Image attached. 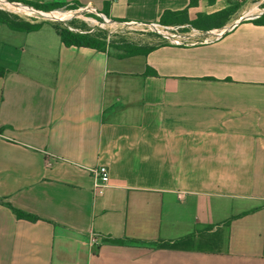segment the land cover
<instances>
[{"label": "crops", "instance_id": "crops-1", "mask_svg": "<svg viewBox=\"0 0 264 264\" xmlns=\"http://www.w3.org/2000/svg\"><path fill=\"white\" fill-rule=\"evenodd\" d=\"M7 1L186 38L123 56L0 22V264H264V24L196 37L264 0Z\"/></svg>", "mask_w": 264, "mask_h": 264}, {"label": "rangeland", "instance_id": "rangeland-1", "mask_svg": "<svg viewBox=\"0 0 264 264\" xmlns=\"http://www.w3.org/2000/svg\"><path fill=\"white\" fill-rule=\"evenodd\" d=\"M257 1L259 0H254V2ZM0 7L3 9L1 10L2 13L12 17V19L18 18L32 24L55 23L73 33L93 36L100 45H106V50H111L117 55L148 52L152 48L168 43L170 40L167 37L174 32L159 24L150 25L137 22L110 24L97 16L74 13L78 8L72 7L45 11L60 15L59 18L52 20L19 13L16 8H7L2 3H0ZM262 10H264V4L260 11L262 12ZM63 14L69 16L63 18Z\"/></svg>", "mask_w": 264, "mask_h": 264}, {"label": "built area", "instance_id": "built-area-1", "mask_svg": "<svg viewBox=\"0 0 264 264\" xmlns=\"http://www.w3.org/2000/svg\"><path fill=\"white\" fill-rule=\"evenodd\" d=\"M8 3L13 6V8H16V11L19 13H26L28 15H34L36 17H43L45 19H48L43 16V13H47L43 10L37 9L33 6L27 5L25 3L19 2V1H7V0H0V3ZM1 8V7H0ZM8 8V7H7ZM22 8H27L28 10H31V12H21ZM1 10H3L1 8ZM35 12V13H34ZM48 13H53V12H48ZM72 13V11H71ZM74 13H78L80 15H88V16H97L101 19H103L105 22L110 23V24H118L120 23L119 21H115L112 19L107 18L104 14L100 13V11L97 9V7L93 4H87L84 6L79 7ZM264 15V10L262 12L260 11L259 13H253L247 16L246 18H240L238 20H235L230 26H227L222 29H215L212 31H206V32H199L198 35L196 36L199 40L200 43H213L216 42L220 39H222L227 33L232 31L235 26H237L241 21L243 20H258ZM55 19V18H53ZM57 19V18H56ZM52 20V19H48ZM144 24V23H143ZM152 25V24H150ZM157 25V24H156ZM161 25V24H159ZM164 27L163 25H161ZM167 29H170L173 32L171 36H168L167 38L174 42V43H180L183 42V38L185 40L186 36L183 35L185 33H179L178 29H172L169 27H164ZM88 171L91 173L92 178H93V191L95 195L102 194L106 188L110 186V175H109V169L106 166H99L95 168H88ZM91 244L96 246L98 245V238L93 235L91 237Z\"/></svg>", "mask_w": 264, "mask_h": 264}, {"label": "trees", "instance_id": "trees-1", "mask_svg": "<svg viewBox=\"0 0 264 264\" xmlns=\"http://www.w3.org/2000/svg\"><path fill=\"white\" fill-rule=\"evenodd\" d=\"M19 2H22V3H25L27 5L32 6L30 3L25 2V1H19ZM61 7H62V5H50V6H39V7H35V8L40 9V10H44V11H48V10L59 9ZM229 12L230 11H227V12H225V14H228ZM259 19L256 20V23L257 24H264V17H261L260 20ZM0 22L7 24L10 28H12L14 30L26 31V32L37 31V30L40 29L42 24H44V23L32 24V23H29V22L22 21V20H20L18 18L17 19H12V17L3 14L1 10H0ZM53 24H54L55 29L59 33L63 43L66 46H68V47H72V46H75V47H89V48H94V49H98V50H101V51H105L106 50V45H100L99 42L93 36L83 35V34H76V33H73L71 31H69L68 29L62 27L61 25H58V24H55V23H53ZM154 49H156V48H152L148 52H138V53H135V54H132V55L148 54L149 52H151ZM123 56H130V55L129 54H125ZM7 206L14 212V214L19 219H26V220H29V221H37L38 220V218L35 217V216L26 214V213H24V212H22L20 210H17L15 208L11 207L10 205H7ZM162 246L166 247V248L178 247L177 245H172L170 243L164 244Z\"/></svg>", "mask_w": 264, "mask_h": 264}, {"label": "bare ground", "instance_id": "bare-ground-1", "mask_svg": "<svg viewBox=\"0 0 264 264\" xmlns=\"http://www.w3.org/2000/svg\"><path fill=\"white\" fill-rule=\"evenodd\" d=\"M2 4L4 6H6V7L13 8V6L10 5V4H8V3L3 2ZM20 11L21 12H28V11L31 12V10H28L27 8H22V10H20ZM63 15H64L63 18H67V16H69V15H65V14H63ZM43 16L46 17V18H48V19H53V18H59L60 15H57L55 13H48L47 12V13H43Z\"/></svg>", "mask_w": 264, "mask_h": 264}]
</instances>
